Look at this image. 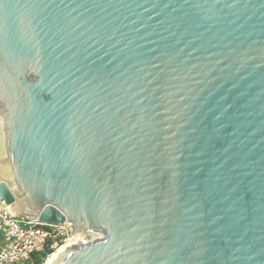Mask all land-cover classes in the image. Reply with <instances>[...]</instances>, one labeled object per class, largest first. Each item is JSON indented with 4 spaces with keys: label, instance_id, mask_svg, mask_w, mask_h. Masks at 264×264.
Here are the masks:
<instances>
[{
    "label": "water",
    "instance_id": "water-1",
    "mask_svg": "<svg viewBox=\"0 0 264 264\" xmlns=\"http://www.w3.org/2000/svg\"><path fill=\"white\" fill-rule=\"evenodd\" d=\"M0 200L103 235L50 264H264V0H0Z\"/></svg>",
    "mask_w": 264,
    "mask_h": 264
},
{
    "label": "built area",
    "instance_id": "built-area-1",
    "mask_svg": "<svg viewBox=\"0 0 264 264\" xmlns=\"http://www.w3.org/2000/svg\"><path fill=\"white\" fill-rule=\"evenodd\" d=\"M73 236L68 222L55 225L19 216L9 204L0 200V264H38V257L41 261L45 259L41 255L43 252L47 251L48 258ZM102 237L99 232L86 230L72 241L86 243Z\"/></svg>",
    "mask_w": 264,
    "mask_h": 264
},
{
    "label": "bare ground",
    "instance_id": "bare-ground-1",
    "mask_svg": "<svg viewBox=\"0 0 264 264\" xmlns=\"http://www.w3.org/2000/svg\"><path fill=\"white\" fill-rule=\"evenodd\" d=\"M78 237H81V235H79V234H74V236L73 237H71V240L70 241H68V244H63L62 246H60V247H58L47 259H46V262H45V264H50L51 263V261H52V259H53V257H54V255L58 252V251H60L63 247H65V246H68V245H71V244H74L75 242L74 241H72V240H77L78 239Z\"/></svg>",
    "mask_w": 264,
    "mask_h": 264
},
{
    "label": "trees",
    "instance_id": "trees-1",
    "mask_svg": "<svg viewBox=\"0 0 264 264\" xmlns=\"http://www.w3.org/2000/svg\"><path fill=\"white\" fill-rule=\"evenodd\" d=\"M41 255H42V258L45 257L47 255V251L43 252ZM35 258H37V257H35ZM37 259H38V262L41 260V258H39V257Z\"/></svg>",
    "mask_w": 264,
    "mask_h": 264
},
{
    "label": "rangeland",
    "instance_id": "rangeland-1",
    "mask_svg": "<svg viewBox=\"0 0 264 264\" xmlns=\"http://www.w3.org/2000/svg\"><path fill=\"white\" fill-rule=\"evenodd\" d=\"M64 236H65V235H64ZM64 236H63V237H64ZM46 259H47V255L45 256V259H44V261H41V260H40V261L38 262V264H45V262H46Z\"/></svg>",
    "mask_w": 264,
    "mask_h": 264
}]
</instances>
